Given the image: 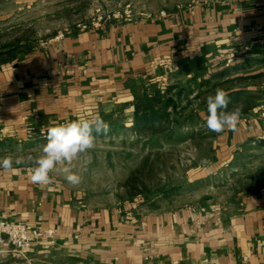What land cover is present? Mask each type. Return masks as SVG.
Returning a JSON list of instances; mask_svg holds the SVG:
<instances>
[{"label":"crops","instance_id":"1","mask_svg":"<svg viewBox=\"0 0 264 264\" xmlns=\"http://www.w3.org/2000/svg\"><path fill=\"white\" fill-rule=\"evenodd\" d=\"M162 16L104 21L67 30L0 60V134L135 109L133 85L181 69L206 51L264 45V0H198ZM134 93V94H133ZM217 161L264 139V104L235 131L215 133ZM28 167L0 169V216L40 223L45 233L18 259L0 264H264V190L237 204L141 206L95 202L53 176L30 181Z\"/></svg>","mask_w":264,"mask_h":264},{"label":"rangeland","instance_id":"2","mask_svg":"<svg viewBox=\"0 0 264 264\" xmlns=\"http://www.w3.org/2000/svg\"><path fill=\"white\" fill-rule=\"evenodd\" d=\"M197 1L0 0V60L33 50L79 25L148 17ZM166 67L163 76L139 79L133 91L145 103L147 95L167 102L169 120L154 129L143 128L135 125V109L130 107L101 112L108 133H94V147L72 165L81 183L69 184L59 171L56 178L95 202L146 207L198 202L225 206L263 191L264 139L245 143L217 161L216 135L205 127V119L206 98L217 88L229 94V109L242 102L243 114L264 104V45L216 48L181 69ZM25 126L19 135L0 134V157L15 153L18 146L24 156L40 151L48 128L33 125L28 132Z\"/></svg>","mask_w":264,"mask_h":264},{"label":"clouds","instance_id":"3","mask_svg":"<svg viewBox=\"0 0 264 264\" xmlns=\"http://www.w3.org/2000/svg\"><path fill=\"white\" fill-rule=\"evenodd\" d=\"M206 104L205 127L209 131L220 134L237 129L243 114L242 102L232 104L229 109V94L217 88L214 94L207 96ZM108 131V123L99 114L90 119L78 118L54 124L47 129V142L36 155H21L23 148L18 146L15 153L9 152L0 157V169L15 171L19 166H26L31 183L42 187L50 185L54 174L59 171L69 184L76 186L81 183L82 177L73 171V162L94 147V133L107 134Z\"/></svg>","mask_w":264,"mask_h":264},{"label":"built area","instance_id":"4","mask_svg":"<svg viewBox=\"0 0 264 264\" xmlns=\"http://www.w3.org/2000/svg\"><path fill=\"white\" fill-rule=\"evenodd\" d=\"M166 11L160 15L165 16ZM154 15H148L152 18ZM87 28L88 25H83ZM27 131L34 130V124L29 117H24ZM55 230L45 233L40 223H29L16 221L4 216H0V255L18 259L24 257L27 252L33 249L43 238L52 235Z\"/></svg>","mask_w":264,"mask_h":264},{"label":"trees","instance_id":"5","mask_svg":"<svg viewBox=\"0 0 264 264\" xmlns=\"http://www.w3.org/2000/svg\"><path fill=\"white\" fill-rule=\"evenodd\" d=\"M147 96L146 103L141 100V96L135 97L134 123L137 127H152L154 129L156 124H162V122L169 120L168 103L160 98ZM155 101L162 102L163 106L156 107L153 104Z\"/></svg>","mask_w":264,"mask_h":264}]
</instances>
